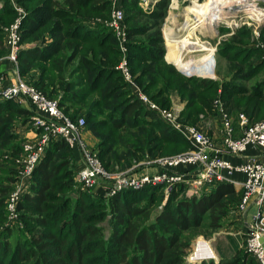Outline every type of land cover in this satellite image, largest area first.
Listing matches in <instances>:
<instances>
[{"label": "trees", "instance_id": "trees-1", "mask_svg": "<svg viewBox=\"0 0 264 264\" xmlns=\"http://www.w3.org/2000/svg\"><path fill=\"white\" fill-rule=\"evenodd\" d=\"M1 1L4 3V11L0 12V16L5 14L7 18L13 16L16 18L17 10L9 4L11 0ZM17 2L23 4L28 12V16L20 25L22 49L19 53V63L22 78L50 98H54V94L59 89L65 91L67 95L63 100H59L61 108L73 120L84 117L85 129L91 123V131L100 140V146L104 147L100 158L106 169L113 170L117 166L124 165L122 160L125 159V154L129 156L132 149L142 148L139 142L149 144L150 149L156 148L155 151H159L158 148L165 144L164 152L177 151L181 144L191 147L182 134L142 105L121 70L118 69L122 51L115 32L105 23L95 19V17L111 19L113 10L111 0H18ZM168 5L169 0H161L154 11L149 12L141 7L139 0H122L128 29L127 56L131 71L142 90L161 106L168 108L169 101L163 100L162 96H168L170 88L175 89L174 91H177L183 99L188 100L185 111L187 115L182 121L196 125L201 112L194 113L192 108L198 102V93L188 90L186 82L192 80L204 83L199 85L207 89L208 95L203 102H205V110L210 112H213L215 106L218 86L224 83L197 75L187 77L180 73L175 65L164 59L165 46L161 25L165 20ZM6 8L11 12L5 11ZM142 18L145 20H141ZM150 20L154 22L151 23ZM227 30L229 29H222V31ZM2 32L4 33V29L0 27V34ZM47 34L51 36V43L46 41ZM236 34L233 40H225L219 46L218 55L227 59L232 65L240 61L239 68L242 71L243 63L250 66V61L259 48L251 49L250 46L241 43L243 38L251 36L250 31L242 29ZM33 42L35 43L33 46H27ZM4 52L6 55L9 53L7 44ZM75 61L79 68L78 80L65 82L63 76ZM254 61L252 69L249 68L250 74H255L264 67L262 58L259 64H257L258 60ZM247 65L244 70L248 69ZM33 68L39 69L38 78L34 83L26 78V74ZM171 69L173 72L177 70L180 77L174 75ZM262 85L254 88L251 92L254 96L246 100L247 91L245 89L239 91L238 88L242 85L226 83V87L228 86V90L230 89L234 96H242L238 101H233V106L230 97L225 95L221 97L229 102L226 104L227 109L231 106L230 112L228 109L227 113L237 131L241 129L238 115L242 109L241 105L245 102L243 108L249 110L250 104L260 99L259 95L263 94ZM123 89L129 99L119 102L123 94L119 90ZM67 101L77 106V109L75 108L77 112L82 113L85 110L86 117L70 114L73 107L68 106ZM200 104L203 108L201 102ZM258 105L255 103L252 110L254 113L252 112L250 117L260 109ZM32 114V110L17 99L0 100V142L7 138L5 132L10 128L8 120L14 115L29 118ZM97 114H106L107 120L96 119ZM114 117L118 118L116 122L111 121ZM56 143L62 144L57 150L62 148L74 150L64 140H52L46 155ZM3 145L4 143H0V148ZM14 147L9 146L10 149H15ZM44 158L40 160L33 177L35 179L37 172L41 171L39 176L41 182L39 187L38 184L35 187L38 192L34 195H25L18 206L21 210L27 209L29 212L38 213V216L29 218L45 228V231L32 235L35 244L26 245L28 249L25 250L24 247H18V235L21 231L13 226L8 243L9 251L0 259V264H27L30 258L35 261L29 264H194L186 262L192 236L205 228L207 221L208 225L210 224L207 226L209 228L219 226L222 218L229 215L228 210L237 207V201L242 200L243 195L242 188L237 189L228 182L215 183L205 188L200 197L179 198L177 194L171 193L156 223L147 226L146 223L140 222L143 221L148 208L154 205L155 200L163 197L160 193L163 186H148L137 191L124 190L109 198V206H112L114 211L115 225L113 233L106 239L102 228L94 223L95 220L104 219L105 213L93 212L101 208L104 210V203L82 202L78 199L71 214L68 215L70 208L68 203L72 200L48 193L50 190L58 192L64 190V187H60L63 185L62 182L52 183V177L59 174L60 166L53 164L54 155L47 163L44 162ZM43 163L45 168L40 169ZM130 192H137L142 197L130 196ZM149 193L151 200L146 207L140 205L133 207V204L141 201ZM239 195L241 197L238 199ZM13 246L18 249L14 251ZM248 254L258 263L251 253ZM214 262L210 259L200 264H214ZM224 264L239 263L235 259Z\"/></svg>", "mask_w": 264, "mask_h": 264}, {"label": "rangeland", "instance_id": "rangeland-1", "mask_svg": "<svg viewBox=\"0 0 264 264\" xmlns=\"http://www.w3.org/2000/svg\"><path fill=\"white\" fill-rule=\"evenodd\" d=\"M17 1L18 0L9 1V4L13 8H15V10H17L16 18L14 16L12 18H7L5 14L0 16V27L4 29V33L2 32L0 34V78L3 77L5 80L7 79L10 80L13 77L18 76V75L22 77L20 73L19 57H18L17 62L12 63V61H10L7 58V55L4 52L9 29H11L13 25L17 24V21H19L21 25L25 17L28 16L26 7L23 4H18ZM139 1H140L141 7H143L145 10H148L149 12H153L157 4L161 0H157V2H152V3L150 2L149 4H147L146 2H149L150 0H146V2L144 0L143 2L141 0ZM193 1L194 0H169V5L166 10L167 12H166L165 20H163L162 25H161V31H162V35L164 38V46H165L164 59L168 63H172L168 59V54L170 52L169 51L170 45L168 44V40L166 38L167 37L166 29H173L178 38L183 37L185 35H190L191 39L199 40L200 42L201 41L208 42L210 43L211 46L213 45L215 48L218 47L219 46L218 44L224 40H230V39L233 40V37L237 33L238 30L246 29L250 31L251 36H249L248 38H243L242 41L238 40V41H241V43L244 46L246 45L250 46L251 49L255 47L259 48L258 50L259 52L257 51L254 58L252 57L250 61V66L243 63L242 65L243 70L241 71L239 68L241 64L240 61H236L235 64L232 65V63H230L227 59H225L224 57H220L218 55V50H217L213 54L215 55V58H216V65H215V76L216 77L214 78L211 77V78H206V79H213V80H217L220 82L222 81L224 83L222 86L221 85L218 86L217 93L215 94V96L217 97L215 99L216 100L221 99L223 101L226 111L229 108L231 109V106L228 107L227 109L226 104L229 102L226 101V98H224L223 100L221 98L222 96L224 97L225 95V97H230V102L232 106L234 104L233 101H238L240 97H242L241 95L234 96V94L231 93V90L230 89L228 90V86L226 87V83L229 84L231 82L239 86L242 85L243 87L241 86L238 88H239V91L243 89L247 91V95L245 96L246 100L250 96L253 95L251 92L254 91V88L259 87L263 83L262 85L263 87L261 86L263 90V94L261 95L262 97L259 95L260 99L252 102L250 104L251 106L249 110H244L243 108L245 104L244 102L242 104L243 106L241 105L242 109L238 115L239 116L245 115L248 118L249 123L264 119V67L260 71L256 70L257 72L255 74L254 73L250 74L251 73L250 69H252V66H254L253 64L255 62L254 60L259 61L262 58L263 63H264V41H263L264 40L263 39L264 38L263 36L264 21H261V22L256 21L250 18L246 13L239 12L234 15L235 16L234 18H230L232 24H229L228 21H223L215 26L216 30L213 29L214 31L207 27H197L195 30H192L190 33V31L188 30L186 31L183 30L182 27L188 17L187 7L191 5ZM199 1L202 2L204 0H199ZM174 2H176V5H174ZM7 10L8 9L6 8L5 11ZM2 11H4V3L3 1L0 0V12ZM7 12H11V11H7ZM88 19L92 20L94 18H88ZM95 19H97V21L99 22L105 23L106 26L110 27L108 24V22L110 21L109 18L95 17ZM141 20H145V19L142 18ZM150 22L153 23L154 20H150ZM124 24L127 27V21H124ZM20 25H19V32L21 34ZM172 25L175 27L174 28L171 27ZM222 29H229V30L222 31ZM105 31L108 33L107 30ZM117 40H118V45L122 51L121 44H120L118 37H117ZM46 41L49 43L52 42L51 36H49V34H47ZM32 44H35V43L34 42L29 43L28 45H32ZM202 54L204 55L206 54V52L200 51L196 53L195 52L189 53L186 55V58L190 59V57H193L196 59H201L203 57ZM123 56L124 55L122 51L121 61L123 60ZM121 61L117 67L120 66ZM144 62H146V59L144 60ZM259 63L260 61L257 62V64ZM246 65L248 66V69L250 68L249 70L248 69L244 70V67ZM172 70L173 69H171V71ZM177 70L180 73H183V71L179 67L177 68ZM177 70H175V72L173 71L172 72L174 73V75L177 74L179 76L180 74L178 73ZM38 73H39V69L33 68V70H30L26 74V78L29 79L32 83H34V81L38 78ZM78 76H79V68H78L77 62L75 61V64L71 65V67L66 70L63 77H64L65 82H75L78 80ZM248 76L251 78H248ZM197 82L198 81H192V80L190 82H186L188 84V90L195 91L198 93L197 95L198 102L192 108L194 109L193 110L194 113L201 112L198 116L197 124L199 123L201 124L202 121L208 118H212L210 126H212L213 129L208 131V135L214 137L215 140L219 139L220 141L221 140L220 135H217V132L215 131V129H217L218 131L222 129V122L220 121V118L218 115V109L216 110L213 108L212 110L213 112H210L209 110H205L204 108L205 102H203V100L207 98L208 92H207V89L200 87L199 84H204L203 82L201 83H197ZM125 90L124 89L119 90L121 94L123 93L119 99V102L129 99V96L124 94ZM170 90H171L170 94L168 96L166 95L162 96V99L163 100L167 99L169 101L168 103L170 104V107L168 108L173 109L178 114L179 119L182 121L184 120L183 117L187 115L185 111L187 109L188 100L187 98L183 99L177 91H174L175 89L170 88ZM66 95L67 94L65 93L63 89H59L57 90V93L54 94V98L63 100ZM0 100H5V99H0ZM19 102L22 105L30 108L33 114L32 116H30L31 118L14 115L11 120H8L10 123V126H9L10 128L8 132H5V136L7 138L3 139V142H0V143H4V145L0 148V205H1L0 206V259L4 257L7 251H9L8 243L11 239L10 231L13 228V226L17 227L21 231L19 232V235H18V238H19L18 247L19 246H21L22 248L24 247L25 250L28 249L26 245L31 246L33 245V243L35 244L32 238V235H37L39 232L45 231V228L37 225L36 223H34L33 220L29 218L31 216L32 217L38 216V213L34 211L29 212L27 209L21 210L19 209V206L15 210L13 209L14 201L12 198H13L14 193L18 191L20 192L19 194L20 196L19 203H20L23 201L25 195L27 194L34 195L35 192H38V190L35 187L37 186L36 184H38V187H39V184L41 182V180L39 179L40 178L39 176H41V171L39 170L37 172V174L35 175V179L33 178L35 171L32 173L30 177L25 176L26 175L25 174V163L27 160V153L24 148V145L27 141L31 140L33 137L35 138V136L41 138L45 131L44 125H46V122L39 123V119H43V116H40L38 112H36L33 105L23 100ZM200 102L202 103L203 108L200 106L201 105ZM156 103L159 106H161L159 102H156ZM255 103L259 104L258 107L260 106V109H257L254 116L250 117V114L253 112L252 110H253V106L255 105ZM67 105L73 107L70 111V114H77V115L86 117L85 115L86 111L84 110L82 113L80 111L77 112L76 110L77 106L72 104L71 101H67ZM230 109L228 110L229 112H230ZM105 116L106 114H97L96 119L107 120ZM231 116L233 115L231 114ZM117 119H118L117 117H114V118H111V121L116 122ZM90 126H91V123L88 124V127H86V129L83 131V139L85 140L86 149L93 156L97 157L101 161L103 167L105 168L103 161L100 158V156L103 155L102 149H104V147L100 146V140H98L95 133L91 131ZM240 128H242V126H240ZM175 130L178 131L177 129ZM178 132L180 133V131ZM57 144L59 145L56 146ZM60 145L62 144L56 143L51 148L50 152L46 155L48 148L50 147V144H49L47 151L44 153V155L41 158L43 159L46 155V157L44 158L45 160L44 162L47 163L48 159L52 157V155H54V158L52 159V161L54 162L53 164L55 165L58 164L60 166L59 168L60 172L57 176L52 177V183L59 182V181L62 182L63 185L60 187L61 188L64 187V190H61L59 192L50 190L48 191V193L57 194L58 197L63 196L65 198H70L72 200L71 203H68L70 207L68 215L71 214V210L73 206L75 205V202L78 201V199H81L82 202L83 201H88V202L95 201V202L104 203L105 205L103 206L105 207L104 210L103 208H101L93 212L94 213H105L104 219L102 218L100 220H95L94 223H96V225L102 228L103 236L106 239L110 237V235L113 233L114 231L113 226L115 225V220L113 219L114 211H112L113 207L109 206V202H110L109 198H112L124 191V190L118 191L117 189L119 188H117V186L125 183V171L130 172V168H132L139 161H144V160L145 161H150V160L155 161L157 160V158L166 157V156H174L177 154L187 152L191 148V147H188V145L185 146L181 144L180 146H178L179 149H177V151L164 152L166 149V145L163 144L161 148H158L159 151H155L156 148L150 149L149 144L147 143L143 144V142H139V145L142 148L139 150H136L135 148L132 149V151L129 153V156L125 154V159L122 160V163L124 165L117 166L116 169H113V170L105 168L108 172H111L112 175L114 174V177L110 178L111 180L106 179L104 177H99L96 183L90 187V186H86L85 184L79 181L80 171L85 167L84 166L85 165L84 150L82 148L79 149L76 147L74 148V150H71L69 148H62L60 150H57L58 149L57 147H59ZM9 146H12V148L13 146H15L14 147L15 149H10ZM39 162L35 170L37 169ZM141 166L142 167H138L137 168L138 171L134 173L138 175L154 174L160 170H163V168L160 167L155 162H153L152 164H145ZM41 168L42 169L45 168L44 163L41 165L40 169ZM235 176L239 180L243 178L242 175L238 173ZM32 187H34V190H32ZM235 187L237 189H241L240 186L238 187L235 186ZM116 190H117V193L112 194V192ZM130 190L137 191L135 189H128L126 191H130ZM187 190H188V185L186 183H183V184L179 183L178 185L174 187V192H170V193H167L165 187L163 186L162 192L160 191L163 197L155 200L156 202H154V205H151L150 208H148L146 214L144 215L143 221H141L140 223L141 224L146 223L147 226H151L153 223H156L157 221L156 219L158 215L162 212L163 206L168 202L171 193L177 194L179 198L181 197L191 198L187 195ZM84 191L86 193H83ZM130 196L142 197L137 192H130ZM150 197L151 196L149 193V195L147 194V196L143 197L141 201L133 204V207H136L137 205H140L141 207H146L151 200ZM196 197H200V196H196ZM239 197L241 196L240 195L237 196L238 199ZM126 199H128V197H126ZM240 204H241V199L237 201V207L232 208L230 211L228 210L229 215L222 218L219 226H217L216 228H209L207 226H209L210 224L208 225V221H207L205 228L196 232L195 235L192 236L191 245L186 255L187 263L189 262V263H194V264H200L203 262V260L196 261L192 259L193 253L196 250L195 247L197 243L203 241L205 243H208L209 246H211V248H213V250L218 255V258L213 259L215 261L214 264H221V263L224 264L228 261H234L235 259L239 264H258L248 254L250 252L248 251V248L246 245V237L248 233L249 226L247 225V223L249 219H248V213H243L240 210ZM15 206H17V203L15 204ZM99 237H102V236H99ZM13 249L14 251L17 250L15 249V246H13ZM209 259L210 258H206V261H209ZM28 261H30L29 263H31L35 260H32V258H30Z\"/></svg>", "mask_w": 264, "mask_h": 264}, {"label": "built area", "instance_id": "built-area-1", "mask_svg": "<svg viewBox=\"0 0 264 264\" xmlns=\"http://www.w3.org/2000/svg\"><path fill=\"white\" fill-rule=\"evenodd\" d=\"M113 3L112 17L108 22L115 31L123 51V60L120 68L135 96L146 109L154 112L156 116L180 131L182 136L190 143L189 151L174 156L157 158L155 161H139L129 171H125V183L118 185V191L135 189L141 190L148 186L162 185L166 192L173 191L176 185L186 183L189 197L201 196L204 189L219 182H228L243 189L240 210L249 213L253 210L251 220H248V233L246 245L248 251L256 258L259 264H264V120L249 123L245 115L240 116L239 132L233 125L223 101L217 99L214 109L222 122V129L218 131L221 143L208 135L212 128L211 119L208 118L200 124H188L181 121L178 114L171 108L161 107L156 101L145 93L132 74L128 51V29L124 24L125 11L122 0H111ZM143 2V0H141ZM146 2V0H144ZM157 2L150 0L147 4ZM152 8V7H150ZM20 22L13 25L8 31L7 58L12 63L17 62L22 49ZM200 52V51H197ZM196 53V52H195ZM214 59L215 55H213ZM183 71V70H182ZM187 77L189 73L183 71ZM202 77V76H198ZM211 78V77H204ZM214 78V77H213ZM0 99H17L27 101L34 106L36 112L46 122L41 138L35 136L27 141L24 148L27 153L25 163V176L30 177L41 160L52 140H64L71 148H82L85 156V167L80 171L79 181L86 186H93L99 177L110 179L114 177L102 165L101 161L93 156L85 145L83 131L86 126L84 117L78 120L71 119L61 108L59 99L50 98L35 86L26 82L20 75L12 79L0 78ZM208 127H207V126ZM235 158L236 160L234 161ZM155 162L163 170L154 174L138 175L141 165ZM242 179L236 178V174ZM122 178V177H120ZM111 180V179H110ZM113 191L112 194L117 193ZM20 192L13 194L14 210L19 205ZM17 203V206L15 204Z\"/></svg>", "mask_w": 264, "mask_h": 264}, {"label": "bare ground", "instance_id": "bare-ground-1", "mask_svg": "<svg viewBox=\"0 0 264 264\" xmlns=\"http://www.w3.org/2000/svg\"><path fill=\"white\" fill-rule=\"evenodd\" d=\"M174 5H176V2H174ZM239 12L246 13L256 21H264V0H204L202 2L194 0L187 7L188 17L182 29L188 30L190 33L197 27H207L213 30L216 25L223 21H228L229 24H232L230 18H234V15ZM171 27L174 28L175 26L172 25ZM166 36L170 45L168 59L173 64L191 76L216 77V60L213 57L214 48L208 47L207 44H203L199 40L191 39L190 35L178 38L173 29H166ZM203 50H208V53L202 54L203 57L201 59L186 58L189 53ZM195 249L192 256L193 260L204 261L206 258H218L213 248L203 241L197 243Z\"/></svg>", "mask_w": 264, "mask_h": 264}, {"label": "crops", "instance_id": "crops-1", "mask_svg": "<svg viewBox=\"0 0 264 264\" xmlns=\"http://www.w3.org/2000/svg\"><path fill=\"white\" fill-rule=\"evenodd\" d=\"M225 41V40H224ZM224 41H222V42H220L218 45L220 46V45H222V43L224 42ZM201 43H203V44H207V46L208 47H210L211 45H210V43H208V42H205V41H201ZM34 44H32V45H27V46H33ZM219 46L218 47H214L213 45L211 46L212 48H214L215 50H214V53H215V51H217L218 49H219ZM203 51H205L206 53H208V50H203ZM172 62V61H171ZM171 64H173V63H171ZM175 65V64H174ZM177 68H178V66L177 65H175ZM215 131L217 132V135H219V132H218V130L217 129H215ZM239 132V134L238 135H240L241 133H240V131H238ZM217 140V143H221V140L219 141V139H216ZM234 159V161L236 160L235 158H233ZM252 213H253V210L249 213V216H248V219L249 220H251V218H252Z\"/></svg>", "mask_w": 264, "mask_h": 264}]
</instances>
